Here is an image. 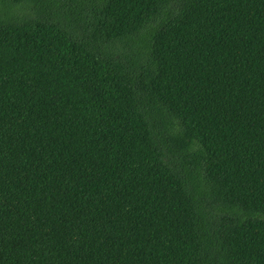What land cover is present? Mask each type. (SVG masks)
<instances>
[{"label": "trees", "instance_id": "obj_1", "mask_svg": "<svg viewBox=\"0 0 264 264\" xmlns=\"http://www.w3.org/2000/svg\"><path fill=\"white\" fill-rule=\"evenodd\" d=\"M0 264H264V0H0Z\"/></svg>", "mask_w": 264, "mask_h": 264}]
</instances>
